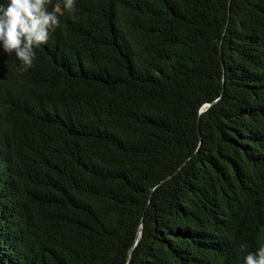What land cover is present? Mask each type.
Segmentation results:
<instances>
[{
  "label": "trees",
  "instance_id": "1",
  "mask_svg": "<svg viewBox=\"0 0 264 264\" xmlns=\"http://www.w3.org/2000/svg\"><path fill=\"white\" fill-rule=\"evenodd\" d=\"M75 6L23 74L0 48V264H245L264 0Z\"/></svg>",
  "mask_w": 264,
  "mask_h": 264
},
{
  "label": "clouds",
  "instance_id": "2",
  "mask_svg": "<svg viewBox=\"0 0 264 264\" xmlns=\"http://www.w3.org/2000/svg\"><path fill=\"white\" fill-rule=\"evenodd\" d=\"M49 9L52 0H8L0 6V48L5 53H14L21 62L18 72L23 74L34 66L37 59L36 48L46 44L51 34L62 27L60 16L65 11H77L75 0H62ZM264 235V232H262ZM241 249L247 245L241 243ZM245 264H264V245L257 252H249Z\"/></svg>",
  "mask_w": 264,
  "mask_h": 264
},
{
  "label": "water",
  "instance_id": "3",
  "mask_svg": "<svg viewBox=\"0 0 264 264\" xmlns=\"http://www.w3.org/2000/svg\"><path fill=\"white\" fill-rule=\"evenodd\" d=\"M201 111H203V109Z\"/></svg>",
  "mask_w": 264,
  "mask_h": 264
}]
</instances>
